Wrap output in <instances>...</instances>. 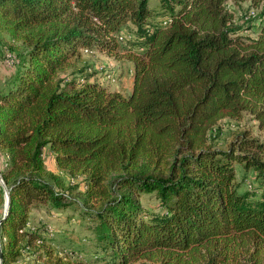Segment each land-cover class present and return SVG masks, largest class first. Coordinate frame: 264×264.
Masks as SVG:
<instances>
[{"label": "trees", "instance_id": "trees-1", "mask_svg": "<svg viewBox=\"0 0 264 264\" xmlns=\"http://www.w3.org/2000/svg\"><path fill=\"white\" fill-rule=\"evenodd\" d=\"M229 1L243 0H0V41L21 45L0 85L1 264H264V142L208 141L245 111L264 126V0L246 25ZM80 51L125 60L130 91L99 69L59 76ZM237 164L259 182L240 190ZM77 187L83 256L30 217L69 208Z\"/></svg>", "mask_w": 264, "mask_h": 264}, {"label": "rangeland", "instance_id": "rangeland-1", "mask_svg": "<svg viewBox=\"0 0 264 264\" xmlns=\"http://www.w3.org/2000/svg\"><path fill=\"white\" fill-rule=\"evenodd\" d=\"M227 12L232 16V21L237 24L248 22H254V16L258 13L259 8L252 5L249 0L238 1L236 3L229 1L226 5ZM130 26V25H128ZM127 28L124 32H127ZM245 35L256 36L254 32L245 31ZM14 46L13 49H19L21 45L12 39L5 38L0 41V85L2 80L6 78L13 71V64L11 63V51L9 45ZM13 54V53H12ZM97 66H103L101 73H94L97 78H101L105 84L109 83L112 86L120 89H124L126 92L130 91L131 80L128 73L129 64L125 60L118 61L111 55L105 52H85L80 51L78 56L73 57L68 64L59 71V76L71 77L77 75L81 70L85 72H94ZM104 75V76H103ZM102 76V77H101ZM242 132H248L250 136L258 139L260 142H264V126L259 123L255 117L249 112H243L239 119H233L224 117L220 119L213 129L209 132V142L217 148H227L229 143L235 138V136ZM48 157V154L46 155ZM261 160H264V151L260 155ZM2 156L0 154V164ZM48 164L55 172H58L61 176L64 185L73 187L74 181L70 179L66 174L57 171L54 167L51 158L47 159ZM236 180L239 182L240 190H245L255 186L259 182V177L256 171L250 169L245 170L239 164L236 165ZM74 182V183H73ZM83 188H74L68 192V197L72 203L70 207L64 210H46L44 206L38 209L32 210L30 217L31 222L35 225H47L54 230H59L54 233V236L50 240V245L58 250H73L85 254V250H89L91 244L89 240L91 238L90 232L84 228L83 222L78 218V213L81 207L85 205V198L81 192ZM142 202L149 208H151L155 201V198L149 194L142 196ZM72 218V219H71ZM88 258V255H85ZM21 264H43L40 261H36L33 255H26L20 260ZM133 264H158L149 260L141 259Z\"/></svg>", "mask_w": 264, "mask_h": 264}, {"label": "water", "instance_id": "water-1", "mask_svg": "<svg viewBox=\"0 0 264 264\" xmlns=\"http://www.w3.org/2000/svg\"><path fill=\"white\" fill-rule=\"evenodd\" d=\"M4 192H5L4 196H5V210H6V208L8 206V193L6 190ZM0 264H1V252H0Z\"/></svg>", "mask_w": 264, "mask_h": 264}, {"label": "built area", "instance_id": "built-area-1", "mask_svg": "<svg viewBox=\"0 0 264 264\" xmlns=\"http://www.w3.org/2000/svg\"><path fill=\"white\" fill-rule=\"evenodd\" d=\"M119 40H122V36L119 37ZM85 52H86V51H85ZM97 68H98L99 70H102V69H103V66H97Z\"/></svg>", "mask_w": 264, "mask_h": 264}]
</instances>
